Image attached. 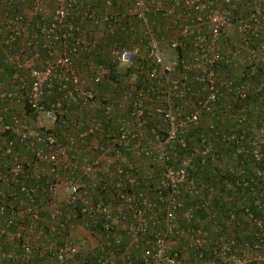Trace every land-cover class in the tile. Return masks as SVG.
<instances>
[{
  "label": "built area",
  "instance_id": "1",
  "mask_svg": "<svg viewBox=\"0 0 264 264\" xmlns=\"http://www.w3.org/2000/svg\"><path fill=\"white\" fill-rule=\"evenodd\" d=\"M7 1L0 0V48L4 51L0 55V67L7 66L12 70L11 85L0 88V264H28L36 255L49 260L55 258L60 264H200L185 262L182 252L175 249L176 241L171 236L179 225L172 207L182 205L177 199L182 187L194 190L195 182L189 178L194 156L208 154L211 146L206 144L202 152L195 149L188 155L175 153L178 166L169 162V150L175 148L177 142L187 146L183 138L186 128L197 124L203 113L214 115L215 103L225 92L234 90L239 97L247 96L248 83L241 81L236 85L226 67L236 69L264 61V41L253 45L254 38L264 32V0H173L165 15L175 18L178 32L170 40L169 48L174 51L186 49L190 38L194 47L193 60L183 64L180 71L177 56L171 62L166 61L162 42L146 16L149 5L162 8L166 0H133L134 12L144 23L145 44L143 47L136 43L111 48L110 55L114 62L128 69L141 68L140 61L144 59L151 61L149 75L157 79L160 94L155 111L163 119L162 125L168 127L163 137L153 129L154 139L146 134L147 102L150 101L147 93L134 95L128 91L117 100L91 101L92 93L87 84L91 80L100 83L107 72L106 65L93 60L88 61L85 70L79 65L84 56L91 58L100 52V31L94 32L93 27L102 32L107 30L106 33L115 29L110 12L105 17H98L100 7L96 4L102 0H21L27 7L20 13L5 9ZM239 3L244 6V15L235 19L234 10ZM106 5L108 11L111 10L113 0H106ZM103 20L107 23L102 24ZM129 30L134 27L129 26ZM206 32L209 37L202 40L201 33ZM236 35L239 38L235 39ZM219 64L226 65L222 75L217 72ZM193 82L204 84L206 91L196 102L189 100L194 94ZM13 84L18 86L13 87ZM23 99L32 110L30 113L20 109ZM70 106H76L80 111L92 108L94 118L88 125L84 120L67 122L61 115L68 113ZM98 111L100 114L97 115ZM59 119L70 124V132L76 131V136H68L66 146L60 144L55 133L50 131L51 126L59 124ZM114 119L118 120L117 126L112 134H108L113 137L111 147L115 146L118 151L132 150L138 156L144 154L165 166L161 181L163 186L170 188V195L167 196L168 217L162 230L153 228L160 225L154 197L126 189L108 201L94 198L90 189L83 185L85 178L96 177L101 170L100 162L104 173L111 178L115 176L108 168L112 164L118 175L125 171L122 165L135 166L127 157L124 164H116L108 157L106 146H101L102 152L97 158L91 159L86 154V150L98 148L88 142L89 136L112 125ZM78 125L82 128L77 129ZM255 153L259 156L258 151ZM257 174L264 181V173L257 170ZM147 177L150 174L147 173ZM127 182L138 185L139 175L135 172L128 175ZM44 184L48 186L50 200L46 205L53 219L67 214L53 199L62 189H67L68 206L74 209L79 205L81 212L95 225L101 224L102 239L96 247L95 263L76 260L81 245L72 237L75 224L60 222L49 225V231L44 228V204L37 201L38 191ZM7 197L19 207H9L5 201ZM256 205L260 207L261 203L258 201ZM193 209L186 211L187 221L192 219ZM246 213L259 229L257 237L263 242L264 218L249 210ZM25 215L29 216V222L18 224V218ZM15 225L17 232L12 233L10 229ZM67 226L71 228L70 234ZM194 231L196 234L189 244L194 248L202 247L208 242V233L202 227ZM181 232L177 230V233ZM142 241L147 246L143 253H132L129 247H139ZM236 245L237 240L222 238L215 249L218 262L205 264L264 261L262 254L251 257L249 244H245L242 251H237ZM258 246L256 242L255 247Z\"/></svg>",
  "mask_w": 264,
  "mask_h": 264
},
{
  "label": "trees",
  "instance_id": "2",
  "mask_svg": "<svg viewBox=\"0 0 264 264\" xmlns=\"http://www.w3.org/2000/svg\"><path fill=\"white\" fill-rule=\"evenodd\" d=\"M7 2L4 5L5 9H9L12 13L23 12L27 7L26 4L22 5L21 0L20 2L18 0H8ZM172 3L173 0H166L162 8H158L154 4L149 5L146 11L149 23L153 26L155 33L162 42V48L165 50L170 49V40L178 32L174 24L175 18L165 15V12L168 10L167 7ZM96 6L100 7L98 17H101V15L105 17L107 12L112 14V26L115 29L112 33H106L107 30L102 32L101 29L93 27L94 32L100 31V52L92 55L91 58L87 55L84 56V61L79 65L82 70L88 67L89 60H93L97 64L106 65L107 72L103 76V80L100 83H95V81L91 80L87 84V88L92 93L91 101L106 102L111 99L117 100L122 98V95L128 91H132L134 95L145 92L150 98V101L147 102V137L151 139L155 138V133L152 132L153 129L157 130L160 136L163 137V135L167 134L168 127L162 125L164 121L161 117L157 116L155 111V104L160 102L158 98L160 94L158 92L159 84L157 83V79L149 75V71L152 68L151 61L144 59L140 61L141 68L128 69L114 62L110 55L111 48L126 47L130 43L131 31L129 30V26L134 27L136 32L140 31L143 35L142 27L144 23L138 17L137 12H134L133 0H113V6L109 11L106 0H102ZM243 7L241 3L238 4V7L234 10L235 19L244 15V12H242ZM105 23L107 22L103 20L102 24ZM201 34L202 40L208 39L209 35L207 32ZM237 37L236 35L235 39ZM192 40L191 38L189 39L186 49L173 50L179 60L178 71L183 68V64L189 63L194 58ZM263 41L264 32L254 38L253 45ZM1 54H4L2 48H0ZM253 66H255V69H253ZM217 67V72L219 75H222L226 65L219 64ZM226 68L228 69V76L234 79L236 85L238 83L241 84V81L248 83L247 96L245 98L239 97L234 90L225 92L215 103L214 115L203 113L197 124H190L186 128L183 138L187 146L183 147L181 142H177L178 144L175 145V148L169 150V162L172 165L178 166L179 162L178 158L175 157V153H178L180 156L188 155L195 152V149L202 152L206 144L211 146L208 154L194 156L193 168L189 170V178L195 182L194 190L191 191L188 187H182L180 194L177 196L178 202L182 205L177 204L175 207H172L176 222L179 225L177 230H181L182 232L177 233V230H175L171 239L176 241L175 249L182 252L186 259L185 262L205 264L217 261L218 257L215 255V249L224 237L237 240V251H242L245 244H249L248 249L251 257H255L258 254L264 256V241L261 242L257 237L259 229L255 227L246 213V210H249L257 217L264 218V181L257 174V170L264 173V132H262L264 128V61L259 60L252 65H244L238 69H234L233 67ZM239 72L242 73L238 76ZM174 73L176 74L177 72ZM11 75L12 70L7 66L0 67V88L5 89L11 85ZM26 80L29 82L28 79ZM12 86L17 87L18 84H13ZM205 92L204 84L195 83L193 85L194 94L189 97V100L196 102L198 98L205 96ZM26 103V100L23 99L20 103V109L22 111L25 109L30 113L32 110L26 106ZM70 107L71 109H68V113L61 115L67 122L74 120L79 123L84 120L88 125L90 120L94 118L92 108L88 107V109L80 111L76 106ZM98 114H100L99 111ZM61 120H58L59 124L55 127L49 126H51L50 131L52 130L57 136L58 142L66 146L68 145V136L70 134L76 136V131H71V133L70 124H64ZM114 120L112 125L105 126L96 134L89 136L88 142L92 145H97L98 148L86 150V154L91 159L97 158L102 152L101 146H106L109 148L108 157H112L116 164H124L125 159L128 158L127 160H131L135 166L130 168L128 165H122L125 171L118 175L115 164H112L108 168L115 176L111 178L104 173V166H101L102 162H100L99 167L101 170L97 172L96 177L85 178L83 185L85 188L90 189L94 198L100 197L108 201H112L114 197H117L121 191H125L126 189L131 192H144L154 197L157 205L156 217L160 221V225L157 224L153 228L162 230L163 224L168 217L166 212L169 204L167 196L170 195V188L163 186L161 181L162 171L165 166L162 163L153 162L152 158L144 154L143 156H138L132 150L121 149V152L114 145V147H111L110 144L113 143V137L108 134H112L115 131L118 120ZM111 127L114 129H111ZM80 128L82 126L78 125L77 129ZM76 146L74 147L75 150L78 148ZM256 151L259 152V156H256ZM68 152L70 153L71 151L68 150ZM134 172L140 178V183L135 186L127 182V176L134 174ZM147 173L150 174V177L145 178ZM119 183H124L125 185L118 186ZM44 187L46 190H44ZM47 187L44 184L37 195V201L44 204L42 216L45 218L43 223L47 231H49V225L66 222L67 225H81L85 228L88 235L99 240L102 239L101 224L95 225L92 219L81 212L79 205L74 209L72 206H68L66 199L59 203L57 197L53 198L57 205L62 208L63 212L64 210L67 212L66 215L63 213L53 219L50 215L49 206L46 205L50 200ZM158 193H160L159 196ZM5 201L9 207H13L12 205L16 209L19 207L17 202H13L8 197ZM258 201L261 203L260 207L256 205ZM191 207L194 208L193 217L190 221H187L185 214ZM232 213L235 214L234 218ZM29 220V216L25 215L18 218L17 223L26 224ZM119 223L122 222L120 221ZM119 223L117 225H120ZM69 227L67 226V230L70 234L71 228ZM199 227H202L208 233V242L202 247L194 248V246H190L189 244L190 238L196 234L194 229ZM10 231L12 233L17 232V225L12 227ZM38 240L39 242L42 241L41 238H38ZM256 242L259 243L258 247H255ZM133 248L134 254H142L147 246L145 245V241H142L139 247ZM97 253V248L92 250H89L88 247L83 248L77 255L76 260H79L81 263L83 261L95 263L97 261ZM46 262L47 264H60L55 258L49 260L46 257L39 258L37 255L28 264H45ZM251 264H264V261L254 260Z\"/></svg>",
  "mask_w": 264,
  "mask_h": 264
},
{
  "label": "crops",
  "instance_id": "3",
  "mask_svg": "<svg viewBox=\"0 0 264 264\" xmlns=\"http://www.w3.org/2000/svg\"><path fill=\"white\" fill-rule=\"evenodd\" d=\"M136 32V31H135ZM129 41L131 43H137L139 45H141L142 47L145 44L144 41V37L142 36L141 32H136L135 34H133L130 38ZM164 51L166 52V50L164 49ZM176 57V54H174V56H170L167 57L168 59H166L167 61H173L174 58ZM69 194V191L67 189H62L57 195V199L59 201V203L65 201V198H67V195ZM72 237L73 240L81 245V250L83 248H89V250L92 249H96V247H98L100 245L101 240H99L98 238L92 237L90 235H88L87 231L85 230V228H83L81 225H76L73 228L72 231ZM127 241V239H125ZM96 241V242H95ZM130 251L133 253L134 248L133 246L129 247ZM135 253V252H134ZM47 264V262L45 263ZM50 264H54V263H50Z\"/></svg>",
  "mask_w": 264,
  "mask_h": 264
},
{
  "label": "rangeland",
  "instance_id": "4",
  "mask_svg": "<svg viewBox=\"0 0 264 264\" xmlns=\"http://www.w3.org/2000/svg\"><path fill=\"white\" fill-rule=\"evenodd\" d=\"M175 52L171 49L166 50L165 52V59H168L167 57L174 56ZM238 69V68H236Z\"/></svg>",
  "mask_w": 264,
  "mask_h": 264
},
{
  "label": "clouds",
  "instance_id": "5",
  "mask_svg": "<svg viewBox=\"0 0 264 264\" xmlns=\"http://www.w3.org/2000/svg\"><path fill=\"white\" fill-rule=\"evenodd\" d=\"M135 31H136V30H135V28H134V30L131 31V34H130V35L132 36L133 34H135V33H136ZM131 44H136V43H131V42H130L128 45H131ZM174 59H175V58H174ZM166 61H167V60H166ZM167 62H170V61H167ZM120 66H123V65H120ZM124 67H125V66H124ZM65 199H66V198H65Z\"/></svg>",
  "mask_w": 264,
  "mask_h": 264
}]
</instances>
